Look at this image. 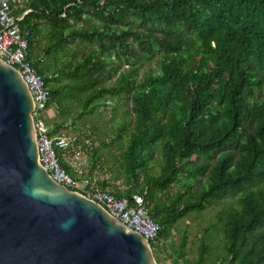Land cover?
<instances>
[{
    "label": "trees",
    "instance_id": "obj_1",
    "mask_svg": "<svg viewBox=\"0 0 264 264\" xmlns=\"http://www.w3.org/2000/svg\"><path fill=\"white\" fill-rule=\"evenodd\" d=\"M14 15L59 116L45 122L49 135L129 103L114 139L124 189L96 183L142 196L159 225L155 259L264 264V0H17ZM98 161L94 147L90 172ZM227 198L237 206L219 209L195 260L185 237L169 250L177 222ZM215 232L222 251H211Z\"/></svg>",
    "mask_w": 264,
    "mask_h": 264
},
{
    "label": "water",
    "instance_id": "obj_2",
    "mask_svg": "<svg viewBox=\"0 0 264 264\" xmlns=\"http://www.w3.org/2000/svg\"><path fill=\"white\" fill-rule=\"evenodd\" d=\"M33 108L0 58V264H159L139 232L43 168Z\"/></svg>",
    "mask_w": 264,
    "mask_h": 264
},
{
    "label": "built area",
    "instance_id": "obj_3",
    "mask_svg": "<svg viewBox=\"0 0 264 264\" xmlns=\"http://www.w3.org/2000/svg\"><path fill=\"white\" fill-rule=\"evenodd\" d=\"M17 0H0V58L16 68L23 77L33 100V119L39 160L59 184L76 190L101 204L128 228L139 232L148 242L158 238L159 225L154 222L139 194L116 197L97 185L99 177L88 176L90 154L94 144L88 136L74 132L48 134L44 114L50 92L43 78L27 60L29 30L20 27L14 15ZM97 166V174L101 168Z\"/></svg>",
    "mask_w": 264,
    "mask_h": 264
},
{
    "label": "rangeland",
    "instance_id": "obj_4",
    "mask_svg": "<svg viewBox=\"0 0 264 264\" xmlns=\"http://www.w3.org/2000/svg\"><path fill=\"white\" fill-rule=\"evenodd\" d=\"M20 1V0H19ZM155 63L153 61L148 62L142 66L140 72L153 68ZM129 108V103L124 105H119L116 109H113L112 102H109L106 107H100L98 111L89 117H85L82 121L76 122V128H67L60 132H74L81 135L88 136L94 147L97 149L99 156V163L102 165L100 173L97 174L96 168L93 172H90V167L87 170L88 176L99 177V179H105L108 184L107 188L110 190L124 189V176L122 171L118 168L119 155L122 150V145L114 141L116 128L120 122L126 119L124 110ZM59 118L55 108H49L44 114V125L52 119ZM95 127V133L89 136L91 133V128ZM90 164V162H89ZM161 166V159L158 156L150 163V170L152 174H156ZM100 187V186H99ZM101 188V187H100ZM236 199L227 198L223 200L219 206L207 207L204 211L197 213L192 212L185 219L177 222L167 234V247L170 251L177 250V245L182 237L186 238V244L184 247V258L188 261H193L197 257V250L200 238L203 237L207 242L209 241V236L205 234V230L213 224L216 220V214L219 209L236 207ZM210 238L213 241L211 245V251H222L221 241L222 235L211 233ZM156 252H159L156 250ZM184 258H182L180 263H183ZM156 261L159 264H171L172 259L168 257L167 253L159 252L156 257Z\"/></svg>",
    "mask_w": 264,
    "mask_h": 264
}]
</instances>
